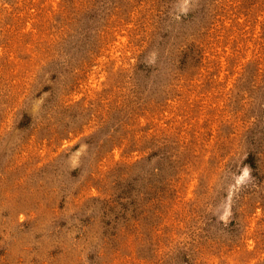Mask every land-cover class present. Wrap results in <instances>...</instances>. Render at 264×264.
<instances>
[{"label":"rangeland","instance_id":"1","mask_svg":"<svg viewBox=\"0 0 264 264\" xmlns=\"http://www.w3.org/2000/svg\"><path fill=\"white\" fill-rule=\"evenodd\" d=\"M0 264H264V0H0Z\"/></svg>","mask_w":264,"mask_h":264},{"label":"trees","instance_id":"2","mask_svg":"<svg viewBox=\"0 0 264 264\" xmlns=\"http://www.w3.org/2000/svg\"><path fill=\"white\" fill-rule=\"evenodd\" d=\"M250 164V163H249ZM249 166H251V165H249Z\"/></svg>","mask_w":264,"mask_h":264}]
</instances>
